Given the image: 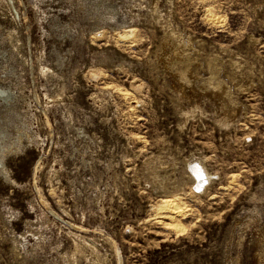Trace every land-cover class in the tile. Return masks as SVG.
Listing matches in <instances>:
<instances>
[{"label":"rangeland","instance_id":"obj_1","mask_svg":"<svg viewBox=\"0 0 264 264\" xmlns=\"http://www.w3.org/2000/svg\"><path fill=\"white\" fill-rule=\"evenodd\" d=\"M0 85V264H264V0H0Z\"/></svg>","mask_w":264,"mask_h":264},{"label":"bare ground","instance_id":"obj_2","mask_svg":"<svg viewBox=\"0 0 264 264\" xmlns=\"http://www.w3.org/2000/svg\"><path fill=\"white\" fill-rule=\"evenodd\" d=\"M12 94L13 92L9 87L0 85V102L1 103L2 101L5 103H10V101H12V98L10 99ZM25 137L27 138L30 137V131L26 126L24 127L16 126V131H14L13 133H7L3 131L2 129H0V164L3 165V158L8 152L16 148L22 147L24 145ZM188 164L191 170V171H188V173L189 172L192 173V174H189V177L193 180V184L196 185V188L200 190L201 192L207 189L206 185L211 180V178L215 175H218V173H214V172L212 173V171L209 172L206 169L207 167H205V165L198 158L194 160H190ZM0 172L3 175H8L7 171L3 168H0ZM179 212H180V207L175 202L174 199H169V200L164 201V204L158 208V213L162 215H168V216L175 215L176 216L178 215ZM122 259L123 258H120V261H119L120 264L123 263Z\"/></svg>","mask_w":264,"mask_h":264}]
</instances>
